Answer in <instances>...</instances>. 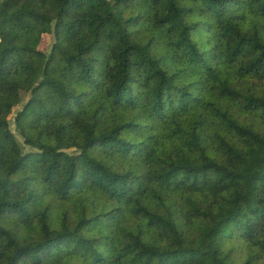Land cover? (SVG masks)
Wrapping results in <instances>:
<instances>
[{
  "label": "trees",
  "instance_id": "1",
  "mask_svg": "<svg viewBox=\"0 0 264 264\" xmlns=\"http://www.w3.org/2000/svg\"><path fill=\"white\" fill-rule=\"evenodd\" d=\"M0 264H264V0H0Z\"/></svg>",
  "mask_w": 264,
  "mask_h": 264
},
{
  "label": "rangeland",
  "instance_id": "2",
  "mask_svg": "<svg viewBox=\"0 0 264 264\" xmlns=\"http://www.w3.org/2000/svg\"><path fill=\"white\" fill-rule=\"evenodd\" d=\"M52 43V37L50 35L44 36L40 49L44 52H48ZM19 109V108H18ZM16 111V110H15Z\"/></svg>",
  "mask_w": 264,
  "mask_h": 264
}]
</instances>
